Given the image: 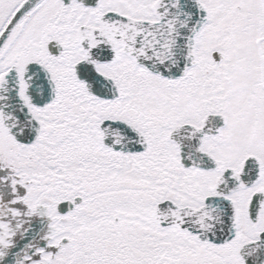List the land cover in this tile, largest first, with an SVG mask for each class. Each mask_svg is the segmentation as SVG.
I'll return each instance as SVG.
<instances>
[{"label":"snow or ice","instance_id":"snow-or-ice-1","mask_svg":"<svg viewBox=\"0 0 264 264\" xmlns=\"http://www.w3.org/2000/svg\"><path fill=\"white\" fill-rule=\"evenodd\" d=\"M0 264H264V0H0Z\"/></svg>","mask_w":264,"mask_h":264}]
</instances>
